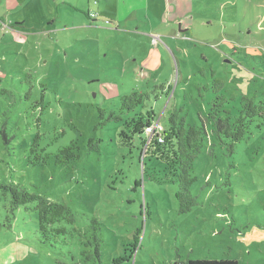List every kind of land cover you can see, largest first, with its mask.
<instances>
[{
  "label": "rangeland",
  "instance_id": "374dc122",
  "mask_svg": "<svg viewBox=\"0 0 264 264\" xmlns=\"http://www.w3.org/2000/svg\"><path fill=\"white\" fill-rule=\"evenodd\" d=\"M93 1L0 0V264H264V127L230 151L208 122L194 161L198 202L181 212L161 151L122 137L125 119L100 124L99 112L146 91L143 115L169 130L171 114L186 124L208 116L216 80L232 110L242 96L263 99L264 0H147L123 21L132 31L100 16L91 23ZM139 66L148 79L138 80ZM91 137L101 140L94 150ZM73 142L79 157L56 163ZM11 183L67 205V232L45 240L34 202L12 208L1 187Z\"/></svg>",
  "mask_w": 264,
  "mask_h": 264
},
{
  "label": "trees",
  "instance_id": "16d2710c",
  "mask_svg": "<svg viewBox=\"0 0 264 264\" xmlns=\"http://www.w3.org/2000/svg\"><path fill=\"white\" fill-rule=\"evenodd\" d=\"M134 73L138 80L143 81L149 78L148 71L141 66ZM223 87L224 83L222 81H215L214 90L216 96L208 116L206 118L201 117L200 124H186L185 117H181V120L177 121L175 113L171 114L169 117V130L166 129L165 131L164 142L158 143L155 141L147 145V148L154 150V154L156 150L161 151L162 154L156 153L155 155L166 161L170 166L171 172L176 177L178 183L176 195L180 201L181 212L190 211L198 202L191 193V185L195 181L193 174L194 161L201 153L208 135L206 128L208 122L212 123V130L215 136L230 151H234L237 143L249 139L253 135L255 128L261 130L264 127V98L255 100L251 97L242 96L238 110L235 111L227 106L229 99L221 93ZM148 98H150V95L146 91L133 90L123 94L120 98L119 111H108L105 108L99 109L100 116L103 119L100 124L111 120L120 121L125 119L126 128L120 131L121 136L125 137L128 132L130 133L128 135L142 139L141 144L145 147L147 141L146 127L151 121H154L149 113L146 117L143 115V109L146 107L145 100ZM125 112L133 113L123 116ZM169 136L172 139L171 145L169 151L164 153L162 151L163 147L159 146L165 145ZM37 139L38 136H36L32 144L31 151L36 154L35 159L38 161L42 156L37 154L39 146ZM100 141V138L91 137L88 140L90 149H96ZM78 148L77 143L73 142L59 149L56 163L66 165L71 160L79 157ZM1 187L4 192L10 194L12 208H17L27 203H35V208L38 211L39 229L44 239L49 242H53V239H57L67 232V227L59 224L61 221L74 222V217L64 203L53 201L45 194L29 191L21 187L20 184H1ZM95 252L98 254V248H96ZM170 264H239V261L235 258H187L174 260Z\"/></svg>",
  "mask_w": 264,
  "mask_h": 264
},
{
  "label": "crops",
  "instance_id": "0c3cea01",
  "mask_svg": "<svg viewBox=\"0 0 264 264\" xmlns=\"http://www.w3.org/2000/svg\"><path fill=\"white\" fill-rule=\"evenodd\" d=\"M99 1L100 2L103 1L111 9L110 10H105V8L103 9L101 6L98 7V5L100 3ZM146 1L147 0H94L93 3L97 5L98 10H96V12L98 13V15L100 17H104V18H107V19L110 18L111 21H117L116 22L117 26L121 27L123 25V29L122 30H124V31H132L133 28L131 29V27L127 26L126 24H124L123 21H126L127 19L129 20V17L133 16L132 13H133V11L135 9L145 7L146 6ZM88 2H90V0H88ZM183 2H184V0H182V3ZM85 10H86L85 14H86L87 18L90 17V13L92 11L93 12L95 11V10H92L89 6ZM98 17L96 18V20L98 19ZM91 19H89L91 21V23H95V21L92 22ZM101 19H103V18H101ZM173 23H175V22H173ZM51 25H52V22L50 21V22L47 23L46 28L48 29L49 27H51ZM19 26L22 27L23 24L22 23H18V22H16L14 25L8 24L9 28L15 27V29H16ZM102 47H104V46H102Z\"/></svg>",
  "mask_w": 264,
  "mask_h": 264
},
{
  "label": "built area",
  "instance_id": "2783aa9c",
  "mask_svg": "<svg viewBox=\"0 0 264 264\" xmlns=\"http://www.w3.org/2000/svg\"><path fill=\"white\" fill-rule=\"evenodd\" d=\"M97 12H91L90 17L92 19H96L98 17ZM161 37L159 35H153L152 36V41L154 43H158L160 41ZM166 126L159 120L157 121H151L150 124L146 127V133H147V141H146V146L148 144H151L155 141L158 143H163L165 140V131H166Z\"/></svg>",
  "mask_w": 264,
  "mask_h": 264
}]
</instances>
